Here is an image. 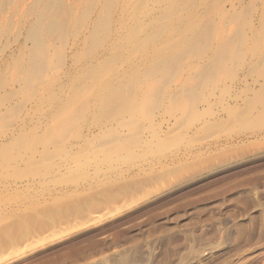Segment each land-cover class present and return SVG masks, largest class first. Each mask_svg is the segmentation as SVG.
<instances>
[{
  "label": "rangeland",
  "instance_id": "obj_1",
  "mask_svg": "<svg viewBox=\"0 0 264 264\" xmlns=\"http://www.w3.org/2000/svg\"><path fill=\"white\" fill-rule=\"evenodd\" d=\"M158 1L0 0V264H264V0L179 3L239 53L201 85L215 55L187 53L99 115L105 83L186 44L175 23L124 52Z\"/></svg>",
  "mask_w": 264,
  "mask_h": 264
},
{
  "label": "bare ground",
  "instance_id": "obj_2",
  "mask_svg": "<svg viewBox=\"0 0 264 264\" xmlns=\"http://www.w3.org/2000/svg\"><path fill=\"white\" fill-rule=\"evenodd\" d=\"M184 1H186V0H169V4L167 5L166 8H164L165 10H163V13H165V15H162V17H160V16L159 17H155V16L151 17L148 20L147 24H145L146 26L149 25V27L151 29L149 30V33H146V34L144 33L143 37H141V35H143V34L139 33V30H138L140 28L139 25L141 22L140 23L136 22V23H134V25L132 27H129V29H128L129 32L126 33L127 34L126 37H124L121 41L124 43V45H121V47L124 48V52L126 50L127 45L129 46V48L127 50H130V49L132 50V49H140L141 47L143 48V46H147L151 43H154V41L159 38V36L162 32V28L164 26L166 27V25H172V26L175 25L176 26L175 23H177V26L178 25H180V26L181 25L182 26H192V27L194 26V28L193 29L191 28L192 30L188 34H186V37H185L186 44L184 45V47H182L181 50H179L178 48H167L165 51H156L155 50L156 52L154 51L152 53H149L142 58L143 62H145L144 68H142L138 64L130 65L127 68V70H125L123 73H121V75L115 77L114 80H112V81L109 80L110 82L105 83L103 88L101 89L100 93L97 96L96 102L94 103L96 111L99 115H106L107 117L115 118V117H119V116H122L125 114H132V113L134 114L135 102L137 99L140 98V97L138 98V95L136 93H134V89H135L136 85L139 82H141V77L146 76L147 78H153V77L158 76V75H161L164 77L167 75L169 76L173 71H175L176 69L179 68L180 62H181L180 60H182V57L185 56V54H187V53L197 55L200 52L205 53L206 51H210V52H213V54L215 55L213 62L211 64H209L207 67L205 66L199 72V74L196 75V79H197L196 84L197 85H201L203 83H208V82L214 81V80H212V78H215V75L218 73L221 65H223V63L225 61L229 60V55H230V57H232L233 54L235 56V54L237 55L239 53V49H240L239 47H240L242 40H243L241 33L240 34L238 33V35H236V36H238L237 42H232V40H235V38L234 39L233 38L228 39V41L232 42L231 44H232L233 48L231 50H229L228 52H226L225 55H223L222 51L224 49L227 51V49L224 47L225 45H220V46H216V47L213 46V44L211 45V40L213 37V34H212L213 33V21H207V23H199L198 19H195L193 17V14H188V12H187V14H185L183 16L180 15L181 17L178 16V13H177V8H179L178 5L181 2L184 3ZM153 3L156 6L159 5L158 0H153ZM47 4H49V3H47ZM58 4H60V3H58ZM52 6H53V4H52ZM138 6L140 7V4ZM182 7H184V6L182 5ZM184 8H186V11H187V7L185 6ZM184 8L182 10L185 11ZM133 9H134V7H133ZM137 9H139V8H137ZM42 12H44V11H42ZM49 12H52V10ZM53 12L55 13V11H53ZM45 13L46 12H44V14ZM51 14H53V13H51ZM56 14H58V12H56ZM47 15H50V14H46V16ZM157 22H160L161 25L156 26ZM171 23H173V24H171ZM157 24H159V23H157ZM59 25L60 24H59L58 20L54 17V19L51 20L49 28L51 30L57 29L59 27ZM101 28L103 29V26ZM101 28H100V30H101ZM39 29H40V27L37 28V30H38L37 33L40 31ZM29 30H31L30 32L36 31L35 29L33 31H32V29H29ZM101 31H103V30H101ZM104 31H105V33H103L102 36L104 34H106L105 27H104ZM49 32L53 33L54 31L53 32L49 31ZM58 32H59V30H58ZM41 35H42V33H41ZM41 35L39 34V36H41ZM30 36H31V34H29V37ZM31 38H33V37L31 36L30 39ZM226 42H227V40H226ZM118 48H119V46H118ZM122 48H121L120 53H122ZM132 51H134V50H132ZM126 52H128V51H126ZM39 55H40V53H39ZM117 60L118 59H116V61ZM29 62L32 63V61H29ZM32 70H33V68H32ZM160 79H161V77H160ZM123 92H124V94H122ZM142 98H143L142 101H144L145 99H148V97L146 98V95H144L143 93H142ZM59 134H60V132H59ZM13 140H15V139H13Z\"/></svg>",
  "mask_w": 264,
  "mask_h": 264
}]
</instances>
